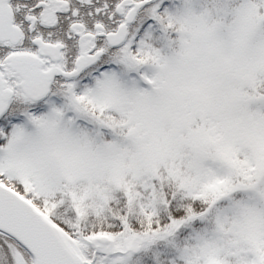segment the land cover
<instances>
[{
	"label": "snow or ice",
	"instance_id": "snow-or-ice-1",
	"mask_svg": "<svg viewBox=\"0 0 264 264\" xmlns=\"http://www.w3.org/2000/svg\"><path fill=\"white\" fill-rule=\"evenodd\" d=\"M0 264H264V0H0Z\"/></svg>",
	"mask_w": 264,
	"mask_h": 264
}]
</instances>
